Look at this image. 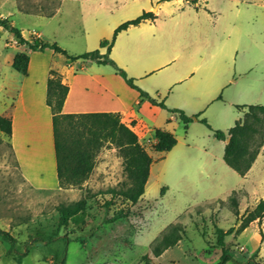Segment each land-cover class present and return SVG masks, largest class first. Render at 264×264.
<instances>
[{"label": "crops", "instance_id": "1", "mask_svg": "<svg viewBox=\"0 0 264 264\" xmlns=\"http://www.w3.org/2000/svg\"><path fill=\"white\" fill-rule=\"evenodd\" d=\"M8 1L12 5L0 10V16L16 27L13 18L26 13L17 10L15 0ZM100 1L97 11L100 18L93 24L98 31L107 29L111 33L119 24L143 12L153 14V18L120 32L110 48L109 58L133 79L137 88L164 108L148 99L141 100L138 91L115 73L87 72L84 67L94 63H79L82 72L74 73L69 60L49 49L30 52L27 76L18 73L14 84H9L6 75L14 54L5 53L0 57V116L11 120V135L7 138L2 134L21 178L34 190L60 189L52 113L46 104L47 76L54 70L61 75L62 83L68 85L62 113H116L137 134L140 145L146 147L152 158L145 188L152 178L160 180L157 174L161 172L155 174L154 165L176 152L170 155L175 166L171 172L175 176L171 184L163 182L167 188L162 190L169 192L172 188L179 197L189 202L196 200L199 205L223 202L236 191L240 218L264 199V141L247 172L240 175L224 160L226 140L216 139L200 120L205 119L213 130L227 132L243 119L246 110L237 107H264V0H118L115 15L109 8L110 0ZM59 7L50 15H35L51 19L58 14ZM33 36L45 39L40 32H32L28 39ZM53 37L49 39H56ZM14 42L9 45L12 49L26 50ZM100 52L104 54L106 49L101 48ZM144 106L151 126L145 124L139 113ZM179 112L192 117L186 130ZM177 120L182 124V139L169 128ZM197 123L207 130L196 129ZM156 130H165L176 139L169 152L153 150ZM144 139H149V143ZM189 166L194 167L197 179L190 176ZM246 233L249 235L242 247L248 253V243L251 256L257 254L264 264V218L251 222L240 234ZM3 236L0 230V264H5L1 260L7 243ZM169 249L154 259L163 258ZM30 253L31 248L25 247L20 257L27 259ZM64 255L61 253L59 258L63 263ZM52 259L49 262L54 264Z\"/></svg>", "mask_w": 264, "mask_h": 264}, {"label": "rangeland", "instance_id": "2", "mask_svg": "<svg viewBox=\"0 0 264 264\" xmlns=\"http://www.w3.org/2000/svg\"><path fill=\"white\" fill-rule=\"evenodd\" d=\"M85 1L82 4L81 0H15L17 10L26 14L16 15L13 21L27 40L32 32H40L44 40H54L61 49L64 47L69 56H79L97 49L101 39H104L101 36L110 39L114 32L93 28L94 22L100 18L97 11L101 1ZM8 4L12 5V2L0 0V10L8 9ZM58 6L60 11L54 18L35 15L52 14ZM118 6V0H110L109 8L114 15ZM53 35L56 39H49L54 38ZM14 41L0 28V57L5 53L15 55L19 52L9 46ZM63 58L68 61L65 56ZM80 62H70L74 73L82 72L78 66ZM84 68L89 73H115L109 66L94 64ZM8 72L14 76L8 73L6 82L14 84L18 73L11 67ZM146 111L144 106L139 113L144 117L145 124L151 126ZM202 118L205 117L202 115ZM247 120L255 128V132L248 133L244 138L247 153L251 156L258 153L264 141V113L257 111ZM194 125L196 129L207 130L202 124ZM169 128L179 138L182 137L179 120L173 121ZM0 139V230H3V237L7 240L4 245L6 252L1 260L5 264H51L49 258H53L54 264H142V257H152L153 247L173 224L184 227V236L163 258H152L153 264H219L221 248L216 246L215 228L226 231L237 229L241 224L240 218L232 214V205L227 200L199 205L196 200L189 202L187 198L179 197L172 188L169 192L162 190L167 188L163 182L171 184L175 176V172H171L175 170L171 156L176 152L154 165L155 174L156 171L161 172L157 174L160 180L152 178L141 200L130 205L120 195L109 193V189L119 191L126 187L122 159L111 144L105 143L99 151L92 172L80 187L39 191L25 184L2 133ZM189 173L197 179L194 167L189 166ZM77 201L81 202L80 211L69 218L66 226L60 227L57 207ZM118 210L127 213L126 217L107 223ZM248 235L233 232L224 237V247L231 253V259L225 264L247 261L249 264H261L262 259L257 254L251 256L248 243V253L241 245L245 244ZM61 236L66 241L61 242ZM25 247L31 248L28 260L20 257ZM61 253L65 254L64 263L59 259ZM13 256L15 259L11 258Z\"/></svg>", "mask_w": 264, "mask_h": 264}, {"label": "trees", "instance_id": "3", "mask_svg": "<svg viewBox=\"0 0 264 264\" xmlns=\"http://www.w3.org/2000/svg\"><path fill=\"white\" fill-rule=\"evenodd\" d=\"M50 15V14H49ZM153 18L152 13L143 12L137 18L126 21L118 25L113 32L111 39H103L98 44L99 47L93 51L83 53L79 56H69L67 52L61 49L56 42H49L39 37H31L25 39L21 31L14 27L6 18L0 16V28L12 35L17 46L25 47V51L17 52L12 60V69L22 76H27V68L29 63L30 52H43L46 49L52 50L54 53L65 56L70 62L81 61L84 63H94L96 65H108L113 68L116 75H119L126 85L135 89L139 93V98L148 99V101L164 108L162 103L159 105L143 91L137 88L133 79H130L126 73L120 69L115 62L109 58V52L116 36L126 30L129 26L137 25L145 19ZM105 48L106 52L101 54L100 49ZM61 75L54 71H49L47 80V96L46 104L50 107L52 113V129L54 137V149L56 159V172L61 189L70 187H80L88 178L94 167V160L105 143L111 144L117 149L118 156L122 159V172L125 178L124 188L116 191L109 189V193L120 195L123 200L130 205H135L143 196L145 184L149 175V168L152 162L151 156L145 147L140 145L137 134L130 126L121 122L120 116L116 113H80V114H64L62 107L68 93V85L62 83ZM239 110L245 109L243 119L236 122L235 125L227 132L213 130L205 119L200 122L206 126L213 136L221 141L229 138V142L224 146V160L228 166L237 171L240 175L245 174L253 162L256 153L249 156L245 147L244 138L248 133L255 132V128L247 119L254 116L259 111L264 113L263 106H247L237 107ZM180 113V120L186 126L192 121V117ZM194 117H198L195 115ZM0 132L7 138L11 135V120L0 116ZM156 143L153 145L155 152H169L176 144L174 136L165 130H156ZM1 141V139H0ZM232 205V214L238 217L239 193L234 191L228 198L227 202ZM81 202L77 201L71 205H59L57 207L59 213L58 225L66 226L72 215L78 214ZM127 213L118 210L107 223H113L125 218ZM264 218V199H261L256 206L247 209L240 217V226L237 229L230 228L223 230L215 228L217 235L216 243L221 248L220 263L225 264L231 259V253L224 247V237L235 232L240 234L248 225ZM184 227L180 224H173L168 231L163 234L161 240L155 244L152 249V257L144 255L142 264H153L152 258L159 257L166 249L175 246L184 236ZM254 256V255H253ZM239 264H249L248 261Z\"/></svg>", "mask_w": 264, "mask_h": 264}, {"label": "built area", "instance_id": "4", "mask_svg": "<svg viewBox=\"0 0 264 264\" xmlns=\"http://www.w3.org/2000/svg\"><path fill=\"white\" fill-rule=\"evenodd\" d=\"M145 140V139H144ZM145 143H149V139L145 140ZM143 146V145H142Z\"/></svg>", "mask_w": 264, "mask_h": 264}, {"label": "water", "instance_id": "5", "mask_svg": "<svg viewBox=\"0 0 264 264\" xmlns=\"http://www.w3.org/2000/svg\"><path fill=\"white\" fill-rule=\"evenodd\" d=\"M229 142V138L226 140V144Z\"/></svg>", "mask_w": 264, "mask_h": 264}]
</instances>
